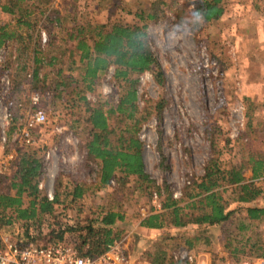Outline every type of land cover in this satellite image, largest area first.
Returning a JSON list of instances; mask_svg holds the SVG:
<instances>
[{"label": "trees", "instance_id": "16d2710c", "mask_svg": "<svg viewBox=\"0 0 264 264\" xmlns=\"http://www.w3.org/2000/svg\"><path fill=\"white\" fill-rule=\"evenodd\" d=\"M50 2L0 0V13L8 17L0 25V53L5 52L0 66L8 77V89L17 92L28 84L30 91L44 90L52 75L56 99L68 95L70 89L76 99L70 101L85 107L88 126L84 146L97 175L92 191L131 184L132 192L142 198H152L156 192L157 206L138 218L140 229L159 233V239L150 240L148 263L182 264V260H171L169 251L174 247L169 242L188 252L210 247L213 229H219L222 237L219 256L214 255L219 264H225L228 256L264 261V204L255 205L264 201L263 154L248 147L239 159L227 160L222 149L215 150L212 143L202 175L189 180L178 197L169 184L156 186L144 170L137 136L141 123L150 117L138 115L137 86L139 76L146 72L163 85L164 74L144 17L135 14L140 24L98 23L83 20L75 0L63 13L51 8ZM223 13V0H199L194 10V15L205 22L217 20ZM41 31L48 34L44 46ZM9 46L13 51L8 53ZM111 67L124 94L115 105L99 97L90 104L86 94L95 92L97 81ZM225 143L228 145V140ZM14 167L8 179V190L13 193L0 192V240L4 228L21 222L23 234L14 240L20 246L33 243L31 226L54 219L55 224L46 227L48 243L75 244L80 255L95 258L126 234L125 213L117 204L84 207L83 200L90 192L84 182L58 177L63 182L55 184L49 200L39 188L44 168L41 158L24 150ZM247 171L249 179L245 177ZM67 210L77 216L62 223L58 216L64 217ZM83 213L87 217L81 219Z\"/></svg>", "mask_w": 264, "mask_h": 264}, {"label": "rangeland", "instance_id": "374dc122", "mask_svg": "<svg viewBox=\"0 0 264 264\" xmlns=\"http://www.w3.org/2000/svg\"><path fill=\"white\" fill-rule=\"evenodd\" d=\"M75 1L83 20L131 25L141 23L135 14L144 17L143 23L147 25L155 57L164 74L163 85L146 72L139 76L137 86L138 115H150L141 123L137 136L144 170L156 186L169 184L178 197L189 180L202 175L212 143L215 150L222 149L227 160L239 159L248 147L264 156V0H223L224 13L211 22L194 15L199 0ZM69 2L73 0L50 3L51 8L63 13L64 9H70ZM7 21L8 17L0 13V25ZM40 41L43 46L47 43L46 31H41ZM12 51L13 47L9 46L7 52ZM4 54L0 53V61ZM113 73V68H109L97 81L95 92L86 94L90 104L98 97L117 104L124 87L114 80ZM50 78L44 90L30 91L26 84L20 91L12 92L0 66V136L2 132L5 135V143H0V160L11 156L0 182V192L13 193L8 190V179L15 169V159L26 150L43 161L39 182L42 192L53 194L55 184L62 183L63 177L89 186L90 192L83 200L86 208L117 204L125 213L126 234L115 244L129 264H149L146 254L152 249L150 240L159 239V233L140 229L138 218L157 206L156 192L153 190L152 198H142L132 192L131 184L92 191L97 175L84 146L87 138L84 129L88 126L85 107L70 101H76L70 89L68 95L56 99ZM34 95L38 97L36 104L32 100ZM38 109L44 112L46 121L31 130V141L27 144L22 132ZM6 112L11 120L4 119ZM245 177L249 179V171ZM257 185L262 186L260 182ZM263 204V200L255 203ZM63 214L64 217L58 216L62 223L77 216L71 210ZM86 217L87 213L80 215L81 219ZM55 222L43 219L39 227L31 226L36 239L33 243L51 245L46 227ZM23 228L21 222H16L4 228L1 236L18 239ZM212 236V246L191 252L169 242L174 247L169 251L171 260L185 250L193 257L192 264L197 261L219 264L214 255L219 256L221 251L220 230L213 229ZM225 264H264V261L228 256Z\"/></svg>", "mask_w": 264, "mask_h": 264}, {"label": "built area", "instance_id": "2783aa9c", "mask_svg": "<svg viewBox=\"0 0 264 264\" xmlns=\"http://www.w3.org/2000/svg\"><path fill=\"white\" fill-rule=\"evenodd\" d=\"M43 40H45L43 38ZM33 103L38 101L37 96L32 97ZM6 111V110H5ZM4 119H10V114L5 113ZM11 120V119H10ZM46 116L42 110H36L29 118L26 127L23 129V137L27 144L30 143L31 130L43 124ZM0 143H5L4 132L1 133ZM11 156L0 160V177L7 171L8 161ZM41 189V185H39ZM52 200V194H47ZM155 197V195H154ZM182 260V264H192L193 257L185 250L173 256V261ZM0 264H129L124 254L119 250L117 244L110 246L106 252L95 258L80 255L77 248L73 245H47L38 246L34 243H27L23 246L18 245L17 241L1 236L0 240Z\"/></svg>", "mask_w": 264, "mask_h": 264}, {"label": "crops", "instance_id": "0c3cea01", "mask_svg": "<svg viewBox=\"0 0 264 264\" xmlns=\"http://www.w3.org/2000/svg\"><path fill=\"white\" fill-rule=\"evenodd\" d=\"M195 264H202V263H200V262L197 261V262H195ZM203 264H207V263H203Z\"/></svg>", "mask_w": 264, "mask_h": 264}]
</instances>
